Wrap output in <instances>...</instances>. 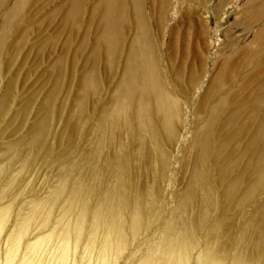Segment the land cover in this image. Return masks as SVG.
Here are the masks:
<instances>
[{
    "label": "rangeland",
    "instance_id": "rangeland-1",
    "mask_svg": "<svg viewBox=\"0 0 264 264\" xmlns=\"http://www.w3.org/2000/svg\"><path fill=\"white\" fill-rule=\"evenodd\" d=\"M95 1L84 0L78 21L68 23L61 19L65 8H69L66 0H28L21 8L22 19L12 25L7 34L0 32V194H4V204L9 205L11 215L24 202L35 198L46 205L51 194L63 183L68 190L66 203H69L71 187L82 190L99 185L102 190L103 186L109 188L113 185L107 184L104 166L99 159L101 154L114 151L111 145L116 141L115 134L123 136L124 132L112 130L103 114L115 107L112 96L135 29L126 26L120 52L110 59L106 48L99 46L97 40L101 24L100 19L91 13ZM166 1L167 10L157 24L158 11L151 9L147 0L143 1L144 12L152 21L147 26L151 35L149 51L153 52V61L168 92L179 97L181 102L190 95L192 104L184 117L181 116L183 125L179 121L175 126L179 133L177 144H170L158 122L153 123L155 142L159 145L157 149L165 159L158 160L156 148L148 142L151 147L148 146L150 169L144 166L142 158L130 160L128 168H131L124 178L128 179L125 180L126 190L137 203L153 206L154 215L148 214L144 219L145 229L151 230L157 219H167L169 208L188 186L195 166L200 168L204 176L205 173L208 176L212 195L208 203L210 207L203 208L205 212L200 211V196L196 195L194 202L187 206L189 211L183 219L189 228L185 235L191 247V264L193 257L198 259L200 254L199 260L203 264L206 249H211L218 262L220 260L219 264H223V255L229 256L236 251L244 255V264H264V215L262 222L255 224L257 230L246 229L249 225L239 228L238 222L252 220L253 209L250 213L236 214L224 192L225 186L231 182L222 179L224 169L235 176L253 168V160L248 162L247 155L238 148L246 139L256 138L257 130L264 126V39L256 40L264 28V17L259 13L264 8V0ZM1 18L0 14V23ZM248 18L254 20L249 26ZM253 73L256 78L248 79ZM192 76L196 78L194 83H191ZM221 76L219 98L227 100L228 97L229 100L222 101L219 118L230 116L231 109L238 108L237 120L246 129L244 133L239 131L228 147L218 151L214 146L207 158L199 162L195 137L204 118L197 115L196 110L205 91L209 93L208 106L215 103L217 82ZM239 88H242L241 93ZM179 106L184 104L179 103ZM229 128L225 123L222 139ZM120 141L139 152L137 142L130 145L125 136ZM252 182L254 179L243 185ZM258 190L251 208L264 204V184L258 186ZM59 213L54 211L53 217L57 218ZM227 221L230 223L228 230L223 228ZM101 229L94 236L96 243L103 235ZM182 229L176 225V232ZM161 231L162 228L156 230L154 237H158ZM228 238L231 240L229 244ZM240 240L243 245L239 244ZM141 246L144 247V243ZM127 261L132 263L131 258ZM119 264L126 263L119 261Z\"/></svg>",
    "mask_w": 264,
    "mask_h": 264
},
{
    "label": "bare ground",
    "instance_id": "bare-ground-1",
    "mask_svg": "<svg viewBox=\"0 0 264 264\" xmlns=\"http://www.w3.org/2000/svg\"><path fill=\"white\" fill-rule=\"evenodd\" d=\"M27 1L0 0V14L2 15L0 32L4 35L7 34L10 27L22 19L21 8ZM66 1L69 8H65L64 16L61 19L68 23L78 21L83 10L84 0ZM143 1L146 0H96L91 8V13L100 19L101 31L97 38L99 46L103 45L106 48L107 55L112 60L120 52V47L123 45H121L124 41L123 30L126 29L127 25H129V28L135 29L122 64L120 80L112 96L115 107L103 114L112 130L114 128L118 132H124L123 136L115 134L116 141L111 145L114 151L110 154H101V159H99L104 166L103 170L106 173L104 178L108 181L107 184L113 183V185L109 188L103 186L102 190H100L99 185L96 186L97 188L84 187L82 190L71 187L69 201H67L69 203H66L64 200L68 190L65 189L64 183H60L61 186H57L58 190L53 192V195L51 194L52 197L48 199L46 205L42 200L36 198L26 204L22 201L23 206H19V209L16 208L18 211L14 212V215L10 214L9 205L4 204V194H0V264H119V261L129 264L127 259L130 258L131 264H191V247L185 235L189 228L187 224L183 223V219L187 215V206L192 201L194 202L196 195L197 197L200 196V199L198 198L200 211L207 207L210 202L212 194L211 189L208 188L209 179H207V174L205 173L204 176V171L202 172L200 168L194 165L195 168L191 178L188 176L190 178L189 183H187L188 186L181 194H177V199L168 210L167 219H157L154 227L150 228L151 230L145 229L144 219L148 214L154 215L153 206H150V203L148 206L142 201V203H137L138 201L130 195L134 199L132 201L126 190L127 183L125 180L128 179L124 178L129 173V168H131H128L130 160L142 158L144 166H148L147 170L150 169L149 160L151 157H149V154L151 155V153L148 151V142L156 148L158 160L165 159L161 150L157 149L158 144L155 142L153 123L158 122L170 144H177L179 143V133L175 126L179 121H182L183 125L181 116L184 117L192 104L190 95L189 97L185 96L183 102H181L179 97L170 94L164 87L156 68V62L153 61L155 60L154 55H152L153 52L149 51L151 35L147 26L151 20L150 18L148 20L144 12ZM147 3L151 9L154 8L158 11L159 17L155 23H159L160 16L167 10V1L147 0ZM259 13L264 17V8ZM253 22V19L248 18L247 26ZM263 39L264 28L256 36L258 42ZM254 54L257 57L259 56L258 52H254ZM258 62L257 59L255 63L258 64ZM230 69L232 70L231 67ZM255 78L256 73H253L248 79L253 80ZM195 79L192 76L191 83H194ZM217 83L218 90L214 97L215 103L210 107L208 106L209 93L205 91L196 110L197 115L204 118L200 131L195 137V148L199 162L207 158L214 146L218 151L228 147L239 131L244 133L246 129V126L237 120L240 114L238 108L231 109L230 116L224 115L219 118L222 111V101H228L229 98L227 97V100L219 98L222 92V76ZM238 92L241 93L242 88H239ZM232 96L235 98L234 94ZM179 103H183L184 106H179ZM220 119L224 121L221 123ZM119 123H122V125L120 126ZM225 123L230 128L226 131L225 138L222 139ZM144 133L150 136L145 137ZM256 134V138L246 139V142H241L238 148L247 155L248 162L253 160V168L241 171L235 176L230 175L228 169L223 170V181L228 180V182H231L225 186L224 192L232 202L233 211L236 214H241L242 212L250 213V209H253L251 213L253 215L252 220H249L250 222H238L239 228L243 225H249L246 229H254L255 224L257 225L256 222L260 221L259 223H261L264 215V204L251 208L259 193L258 186L264 184V143L262 142L264 126H260ZM124 136L130 145H134L136 142L137 145L139 144L140 150L138 153L134 149H129L127 145L125 146L122 143L123 140L120 141L121 137ZM101 140L103 141V139ZM238 143L239 141H237V147ZM158 167L160 166L158 165ZM252 179H254V182L243 185V183L251 182ZM79 182L81 181L79 180ZM78 185L80 184L78 183ZM148 185H151L150 182ZM208 207L210 206L208 205ZM54 211H60L57 218H55L56 216L53 217ZM177 224L183 227L180 232L175 230ZM161 228L160 235L154 237V232ZM223 228L226 230L230 228L229 221L223 224ZM99 229H101L103 235L99 236L101 237L99 243H96L94 236ZM227 241L229 244L231 240L228 238ZM143 243L144 247L141 246ZM239 244H242L241 240ZM248 246L251 247V243ZM210 250H205L203 264H219L220 260L218 262L216 256ZM119 257L121 259H118ZM199 258L194 260L193 257V264H201L200 261L202 260H199ZM222 259L223 264H244L245 262L244 255L238 251L229 256L228 254L223 255Z\"/></svg>",
    "mask_w": 264,
    "mask_h": 264
}]
</instances>
